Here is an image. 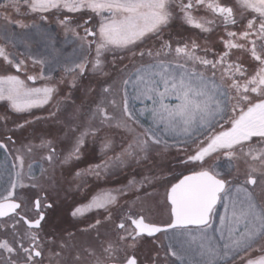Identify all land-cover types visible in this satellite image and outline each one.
<instances>
[{
	"label": "snow or ice",
	"instance_id": "obj_1",
	"mask_svg": "<svg viewBox=\"0 0 264 264\" xmlns=\"http://www.w3.org/2000/svg\"><path fill=\"white\" fill-rule=\"evenodd\" d=\"M0 61V264H264V0H0ZM118 172L71 210L89 240L45 229L65 184Z\"/></svg>",
	"mask_w": 264,
	"mask_h": 264
},
{
	"label": "rangeland",
	"instance_id": "obj_2",
	"mask_svg": "<svg viewBox=\"0 0 264 264\" xmlns=\"http://www.w3.org/2000/svg\"><path fill=\"white\" fill-rule=\"evenodd\" d=\"M200 14L203 15L204 13L201 12ZM29 19H31V18H29ZM53 30L57 34V37H56L57 43H56L55 47L60 50V52L58 54L62 57L71 54L72 53V46L71 45H65L63 43L62 32H60V30L56 29L54 26H53ZM194 31H198V30H191L188 28V26H185V34L186 35H191ZM217 38H218L217 36L212 37V39H217ZM32 40L34 42L33 47H43L41 44L36 43V41H38V37L33 36ZM9 51L23 52L24 46L20 45L17 48H11V46H9ZM3 67H6V65H4L2 61H0V68H3ZM29 67L31 69V63L30 62H29ZM33 71L38 73L39 67L37 66ZM29 74H32V72L30 71ZM61 75H62V72L60 70H57L55 73H53V76L56 80H58ZM22 78H24V77L22 76ZM29 84L31 86L39 87V86H42L43 82L37 81L35 84H33V82H29ZM67 91H68V88L66 86L62 85L61 91H60V96H64L67 93ZM74 98L76 99L77 104H79L81 102V96H80L79 91H77L75 93ZM57 99H59V97H57ZM54 103H55V101H53L49 105H45L41 108L32 109L30 114H28V113L11 114L10 113V115H12L13 120H15L17 123H20L24 120L33 119L34 117H46V116H48L50 111L54 110L53 109ZM137 107H140V105L137 104ZM5 108H6L5 102L0 101V113H3ZM52 125H53V122L50 120L49 121L40 120V121L33 123V125L30 128H26L22 131L17 130L15 133H13V136L15 139H17L18 142H21L24 140V137H31L33 134L54 133L56 131V129ZM11 126H12L11 123H9V127H11ZM70 146H71L70 142H67V141L58 144V148L61 150H67L68 148H70ZM90 148H91V144H89V151H88L87 156L85 158H83L82 162L78 165L80 168H86L89 163L99 162L98 159L93 160L90 158L91 157ZM98 153H99V145H97V154ZM109 155H111V153H109ZM172 155L173 156L176 155L175 150H173ZM2 160H3V155H2V153H0V161H2ZM181 171L182 170L179 167H177L174 170V174L179 176ZM185 174H187V173H185ZM126 175H127L126 172H118L117 174L108 177L106 180H99L98 181L95 178H91L87 181L86 185H81L79 190H77L75 183H73L71 185L65 184L64 189L67 190L69 187H71V191L70 192L61 191L59 193L60 201L57 202L59 206L56 208L54 214L50 213L52 215H49V222H48V224L44 225L45 229H49L51 227V224L53 223V221H55L57 226L62 229L63 224H66L67 222H71L72 220H75V223H72V226H71L72 231L71 232H75L77 234L76 238L78 240H82V241L89 240V235L86 233H81L79 230L82 228H85L89 224L94 223L95 219H97L99 217L97 216L96 212H92V213H86L84 217L73 218L70 215L72 208H74L76 206V204H78V203L79 204L87 203L93 196L97 195L98 193L116 188L122 184L127 183ZM68 179L70 180L71 177H68ZM163 192H164L163 188L158 189V194L155 196V199L157 201H159L163 198ZM52 195H53V197H55L56 194L53 193ZM126 198L131 199L132 197L128 196ZM157 218H160V217H157ZM21 228H23V227L21 226ZM108 228L110 230V226H108ZM101 231L102 232L105 231V228H101ZM112 235L109 238L115 239V234H112ZM91 236L94 237L95 232H93L91 234Z\"/></svg>",
	"mask_w": 264,
	"mask_h": 264
},
{
	"label": "flooded vegetation",
	"instance_id": "obj_3",
	"mask_svg": "<svg viewBox=\"0 0 264 264\" xmlns=\"http://www.w3.org/2000/svg\"><path fill=\"white\" fill-rule=\"evenodd\" d=\"M25 138V137H24ZM22 139V138H21ZM32 199L34 200L35 199V197L33 196L32 197ZM79 204V203H78ZM77 205V204H76ZM49 215H52V214H49ZM68 219V218H67ZM69 221V220H68ZM60 223V222H59ZM72 223H75V220H72L71 222H67L66 224H63V227H62V229H64V228H66L69 232H71L72 230H71V226H72ZM22 227H25V226H23L22 225ZM113 234H115V233H113ZM113 236V235H112Z\"/></svg>",
	"mask_w": 264,
	"mask_h": 264
}]
</instances>
